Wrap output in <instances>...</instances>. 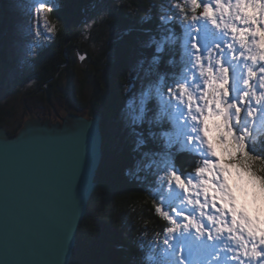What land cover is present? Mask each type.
I'll use <instances>...</instances> for the list:
<instances>
[{"label": "rangeland", "instance_id": "rangeland-1", "mask_svg": "<svg viewBox=\"0 0 264 264\" xmlns=\"http://www.w3.org/2000/svg\"><path fill=\"white\" fill-rule=\"evenodd\" d=\"M6 2L0 3V28L6 36L0 38V51L5 50V59L0 58V117L9 131L18 129L30 112L44 119L50 111L41 103L31 72L34 59L56 41L59 26L50 11L59 0ZM91 27L76 43L75 84L63 76L56 100L57 105L66 102L64 109L79 116L87 112L73 111L88 105L93 95V68L104 46L99 38L107 39L104 31L100 37ZM185 27L190 67L185 66L166 90L162 77L158 82L144 80L138 63L127 78L122 126H112V137L118 138L130 122L143 117L156 96L158 109L171 114L177 127L173 137L183 136L184 145L203 158L196 176L183 178L168 164L167 175L161 177L162 195L170 190L179 198L173 235L182 239L175 264H238L242 253L247 264H264V168L249 154L264 139V0H208L203 14ZM198 35L208 39L205 50L196 45ZM144 41L149 44V38ZM79 55H87L82 63ZM135 81L141 83L137 92ZM72 86L78 93L75 102ZM231 100V116L225 121ZM253 239L258 240L254 252L246 249Z\"/></svg>", "mask_w": 264, "mask_h": 264}, {"label": "trees", "instance_id": "trees-1", "mask_svg": "<svg viewBox=\"0 0 264 264\" xmlns=\"http://www.w3.org/2000/svg\"><path fill=\"white\" fill-rule=\"evenodd\" d=\"M6 1L0 3L5 6ZM207 2L59 0V6L51 9V20L59 26L57 38L41 51L31 72L39 81L41 103L49 110L51 105L57 106L61 78L67 76L75 84L80 35L94 23L91 28L100 37L107 36L105 41L99 38L104 46L93 68L90 102L73 111L85 114L93 105L102 115L104 157L71 264L176 263L181 236L173 234L179 198L170 190L162 195L165 184L161 177L167 175L168 164L183 178L196 176L203 158L184 145L183 136L173 137L177 127L171 114L158 109L156 96L149 100L144 116L130 122L118 138L112 137L111 129L122 126L128 107L127 78L135 67L140 65L146 81L158 82L162 77L166 90L182 76L185 66L190 67L192 53L185 25L203 14ZM3 35L0 28V38L5 39ZM0 58L5 59V50L0 51ZM132 86L137 92L141 83L135 81ZM74 87L70 97L75 102L78 93ZM4 125L0 117V127ZM22 125L9 133L15 136ZM249 154L264 168V139Z\"/></svg>", "mask_w": 264, "mask_h": 264}, {"label": "water", "instance_id": "water-1", "mask_svg": "<svg viewBox=\"0 0 264 264\" xmlns=\"http://www.w3.org/2000/svg\"><path fill=\"white\" fill-rule=\"evenodd\" d=\"M207 43L201 35L196 44ZM63 112L58 122L30 112L15 136L0 127V264H71L104 157L103 117L93 105L84 116ZM73 118L79 125L68 134ZM33 121L41 130L23 136Z\"/></svg>", "mask_w": 264, "mask_h": 264}, {"label": "bare ground", "instance_id": "bare-ground-1", "mask_svg": "<svg viewBox=\"0 0 264 264\" xmlns=\"http://www.w3.org/2000/svg\"><path fill=\"white\" fill-rule=\"evenodd\" d=\"M36 124H38L37 121H33L29 124V126L27 127V129L22 133L23 136H26L28 134H30L31 130L34 129V131H38V130H41L40 126L38 127V125L36 126ZM67 131H69L68 134H71L73 132L74 129H76L78 127V120L77 119H69L68 120V123H67ZM40 132V131H39ZM54 132V131H53ZM40 134H43V133H40ZM46 137H48L49 135H46L44 134ZM76 137V136H75ZM77 138V137H76ZM261 232V231H260ZM259 238V237H258ZM260 240V239H259ZM257 240L254 241V243H252L253 245H257L258 243ZM249 261V260H248Z\"/></svg>", "mask_w": 264, "mask_h": 264}, {"label": "flooded vegetation", "instance_id": "flooded-vegetation-1", "mask_svg": "<svg viewBox=\"0 0 264 264\" xmlns=\"http://www.w3.org/2000/svg\"><path fill=\"white\" fill-rule=\"evenodd\" d=\"M68 58V57H67ZM68 60H70L69 58H68ZM35 63H37V59H34V61H33V67H34V65H35ZM35 67H36V65H35ZM34 78H35V80L37 81L36 83H39V81H38V79L36 78V76H33ZM37 89V88H36ZM35 89V90H36ZM50 101V100H49ZM65 105L67 106V103H65ZM65 105H57V106H54V105H51V109H50V111H49V115H52V117L54 118V119H59V115H60V112L59 111H61V110H63L64 108H66L65 107ZM55 107H58L59 108V110H58V108L56 109ZM48 114H47V116H48ZM44 116H46V115H44Z\"/></svg>", "mask_w": 264, "mask_h": 264}]
</instances>
